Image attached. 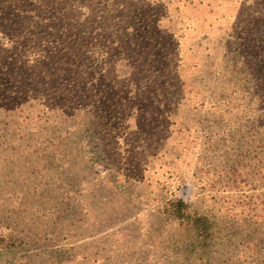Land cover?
Masks as SVG:
<instances>
[{
  "label": "rangeland",
  "instance_id": "obj_1",
  "mask_svg": "<svg viewBox=\"0 0 264 264\" xmlns=\"http://www.w3.org/2000/svg\"><path fill=\"white\" fill-rule=\"evenodd\" d=\"M66 1L65 12L82 13L80 3ZM128 4L132 8L122 11ZM92 7L109 18L111 34L103 57L111 78H118L111 69L122 65V54L148 72L151 93L139 97L136 107L146 105L143 112L112 125L107 138L108 155L137 154L125 164L130 169L139 162L144 178L132 176L124 182L127 190L114 189L99 166L86 174L79 171L84 163L78 157L47 159L52 147L46 138L32 137L25 144L0 137V229L20 221L14 229L25 242L10 257L0 253V264H186L185 254L178 251V232L157 221V210L171 196L193 206L219 208L222 217L209 264H254V248L264 253V144L250 133L248 142L239 141L241 135L228 139L219 134L224 130L232 135L245 125L249 113L235 108L242 109L238 104L246 101L226 79L218 82L224 90L215 95L198 82L204 77L219 81L224 74L231 80L226 70L232 53L222 48L225 33L220 32H264V0H94ZM131 24L135 29L125 31ZM88 38L82 35L80 40ZM67 41L72 47L73 40ZM153 75L173 78L175 88L165 79L157 88ZM256 102L264 113L262 99ZM133 128L135 136L128 138L145 142L144 151L121 142L123 132ZM60 137L63 146H71L69 137ZM208 144L215 148L211 153ZM233 170L241 174L235 181L226 175ZM193 173H203L214 187H194Z\"/></svg>",
  "mask_w": 264,
  "mask_h": 264
},
{
  "label": "trees",
  "instance_id": "obj_2",
  "mask_svg": "<svg viewBox=\"0 0 264 264\" xmlns=\"http://www.w3.org/2000/svg\"><path fill=\"white\" fill-rule=\"evenodd\" d=\"M71 1L78 6L80 3L78 9L82 13L78 15H84V18H76L78 15L72 11L65 12L69 3L66 0H0V137L25 144L32 143V137L37 140L46 138L52 147L46 151L47 159L78 157L84 163L83 167L80 164L79 171L92 173L99 166L107 174L106 182L110 186L127 190L129 187L124 182L132 176L137 181L144 178L137 170L139 162L130 169L125 164L129 159V162H134L137 154L133 157L128 154L108 155L110 145L107 138L111 136L112 125L119 126L120 120L125 124L137 116V111L143 112L146 105L138 110L136 107L140 106L139 97L151 93L147 86L148 72L138 68L137 62L129 55L122 54L118 61L123 62L120 63L122 65L111 69L118 71V78H111L109 63L103 57L111 34L107 33L109 18L95 11L92 7L94 0ZM131 5L122 11L132 8ZM168 7L165 6L164 10L168 11ZM134 27L131 24L124 28L127 31ZM220 33H225L222 48L232 53L226 70L231 71V80L224 74L219 76V81L204 77L198 83L212 89L213 95L224 90L218 82L226 79L233 83L239 96L246 101L238 104L242 109H235L241 114L248 112L249 119L244 120L245 125L235 129L234 134H225L224 130L219 134L226 135L228 139L241 135L239 141L248 142L246 134L250 133L264 144L263 105L260 108L256 102L261 98L264 104V32L248 30L234 34L226 28ZM82 35L89 38L80 40ZM57 37L62 41L60 45ZM64 38L73 40L72 47L70 41H63ZM154 77L156 87L162 88L165 78ZM176 77L174 74L175 80L178 79ZM173 78L165 79L170 88H175ZM110 79L115 82L112 80L107 86ZM192 83L195 86L197 81ZM134 130L123 132L121 142L136 145L137 152L144 151L145 142L141 144L136 138H128L134 135ZM62 135L69 137L71 146L62 145ZM214 149L210 144L206 147L208 153ZM201 174H192L193 186L200 190L214 187L213 180ZM226 175L235 181L241 174L233 170ZM145 179L149 180V176ZM229 184L227 179L226 185ZM130 185L133 184L129 182ZM261 210L264 211V205ZM157 211V221L162 225L167 223L171 230L178 232L177 241L181 242L178 251L185 254L186 264H209L217 237V222L222 217L219 208L193 206L171 196L161 203ZM20 226L19 221L16 227ZM14 228L6 224L0 229V253L7 257L25 243ZM256 249L252 251L251 263L264 264V253Z\"/></svg>",
  "mask_w": 264,
  "mask_h": 264
}]
</instances>
